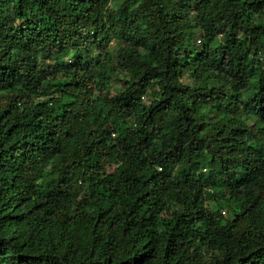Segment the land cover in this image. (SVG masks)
Here are the masks:
<instances>
[{
  "label": "trees",
  "instance_id": "obj_1",
  "mask_svg": "<svg viewBox=\"0 0 264 264\" xmlns=\"http://www.w3.org/2000/svg\"><path fill=\"white\" fill-rule=\"evenodd\" d=\"M0 264H264V0H0Z\"/></svg>",
  "mask_w": 264,
  "mask_h": 264
},
{
  "label": "rangeland",
  "instance_id": "obj_2",
  "mask_svg": "<svg viewBox=\"0 0 264 264\" xmlns=\"http://www.w3.org/2000/svg\"><path fill=\"white\" fill-rule=\"evenodd\" d=\"M101 54H103V52H101ZM115 88L112 86V88H111V91L113 92V93H115Z\"/></svg>",
  "mask_w": 264,
  "mask_h": 264
}]
</instances>
